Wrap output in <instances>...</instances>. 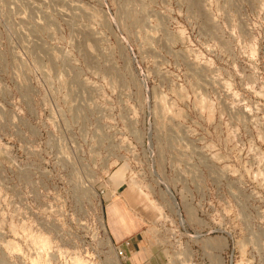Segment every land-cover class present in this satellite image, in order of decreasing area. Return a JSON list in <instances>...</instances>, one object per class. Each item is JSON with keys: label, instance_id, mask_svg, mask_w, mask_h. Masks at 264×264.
Listing matches in <instances>:
<instances>
[{"label": "rangeland", "instance_id": "1", "mask_svg": "<svg viewBox=\"0 0 264 264\" xmlns=\"http://www.w3.org/2000/svg\"><path fill=\"white\" fill-rule=\"evenodd\" d=\"M121 212L264 264V0H0V264H125Z\"/></svg>", "mask_w": 264, "mask_h": 264}, {"label": "crops", "instance_id": "2", "mask_svg": "<svg viewBox=\"0 0 264 264\" xmlns=\"http://www.w3.org/2000/svg\"><path fill=\"white\" fill-rule=\"evenodd\" d=\"M121 214H123L124 217H121L120 220L116 221L115 225H110V227L113 240L116 244L120 245V248L124 252V263L143 264L145 262V264H152L153 258L151 257L145 258V261L141 262L144 252L141 251V245L136 239V233L140 229V225L135 223L125 213L121 212Z\"/></svg>", "mask_w": 264, "mask_h": 264}, {"label": "built area", "instance_id": "3", "mask_svg": "<svg viewBox=\"0 0 264 264\" xmlns=\"http://www.w3.org/2000/svg\"><path fill=\"white\" fill-rule=\"evenodd\" d=\"M119 256L121 258H125L124 252H123V250L121 248H119Z\"/></svg>", "mask_w": 264, "mask_h": 264}]
</instances>
